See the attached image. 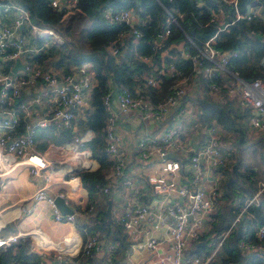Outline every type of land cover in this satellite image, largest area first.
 I'll list each match as a JSON object with an SVG mask.
<instances>
[{
  "label": "built area",
  "instance_id": "2783aa9c",
  "mask_svg": "<svg viewBox=\"0 0 264 264\" xmlns=\"http://www.w3.org/2000/svg\"><path fill=\"white\" fill-rule=\"evenodd\" d=\"M254 1L258 4L264 0ZM49 2L54 10L63 11L61 21H64L74 12L78 0ZM217 2V7L211 10V20L219 18L218 31L231 23L226 20L230 12H234L235 18H250L251 14L257 11L256 4L250 6L248 12H242L238 7V0ZM1 3L0 155L3 162L11 160L10 165L3 166L6 170L24 164L33 177H39L50 165L52 158L48 151L36 149L35 129L51 127L56 132L60 129H70L73 136L69 145L82 144L84 140L82 136L75 134V126L78 121L86 120L93 110L91 99L97 78L90 62L74 65L67 73L45 62H37L34 57L38 53L44 52L51 44H61L70 38L53 27L32 23L29 12L21 5L10 4L8 1ZM12 10L15 13L8 22L6 18ZM102 15L109 22L125 23L130 27L129 30H122L117 39L109 45L108 50L114 55L118 53L117 44H122L126 35H131L134 42L138 40L141 32L135 25H144L146 22L133 8L105 7ZM181 16L179 10L165 8L157 47L160 46L159 41L170 34L172 25L177 24ZM218 38L219 32H216L207 38L201 47L188 38L189 44L195 47L194 52L187 46H180V57L191 62L192 71L188 74L172 62L159 63L153 55L137 56L150 68L142 74L136 86L129 89L114 84L102 97L107 110L103 128L104 152L112 163L106 183L98 193L108 195L113 190H121L132 198L131 205L126 206L117 217L127 232L132 248L127 251L125 257L132 254L133 250L140 252L145 248L155 258V264H212L227 235L228 231H225L217 239L206 240L202 239L200 234L208 230L210 212L221 195L220 169L230 162L234 155L232 135H228L216 122H200L197 116L198 106L195 100L204 95L200 78L216 77L217 82L207 83L206 93L210 97L217 100L225 96L233 97L240 105L248 108L249 114L244 122L253 132L264 130V81L260 78L246 81L241 78L237 69L230 68L228 65L238 56V52L235 49L219 48ZM259 39L264 43V33ZM260 57L264 62V53ZM17 60L22 66L14 70L13 66ZM164 79L169 81L166 93L154 100L146 89L150 87L159 90ZM23 93L31 97L23 99ZM113 95L120 112L127 113L132 110L138 113V127L121 129L122 120L112 109ZM20 113L23 114V119ZM21 120L24 121V132L16 135L13 131ZM225 137H228V140H225ZM124 139H128L130 143L127 152L118 146ZM170 152L177 155L169 157ZM61 161H71L67 168L71 171L69 180H77L82 176V172L93 169L87 148L73 149L72 154L63 157ZM131 167L140 171L146 167L155 169L148 174L147 182L155 195L158 194L161 198L157 208H153L149 201L139 198L141 186L131 175ZM206 175L213 176L209 187L202 184V178ZM247 178L255 183L256 190L239 208L234 222L249 204L264 205V200H260V195L264 192V176L256 178L249 172ZM55 196L64 199L66 197L64 192L49 194L41 185L30 196V200L33 203L45 201L50 207L53 219L59 222H77L80 216L93 214L98 207L97 203L86 204L79 211L67 203L73 212L62 213L54 203ZM171 197L175 198L171 201ZM166 199L168 201L163 203ZM164 216L170 217L167 236L159 238L148 234V225L153 218L162 220ZM25 233L0 236V247L16 242L19 236ZM255 234L258 239L264 241V223L255 226ZM201 241L205 242L204 245L197 247L196 244ZM164 242L168 243L167 249L159 250L160 244ZM75 244L78 245L77 250L74 248ZM240 244L247 250H253V245L247 242L241 241ZM116 247L117 242H107L97 235H87L78 243H67L61 250L53 246H47L46 249L43 247L47 254L54 255V259L48 262L45 257H41L37 264H79V255L94 256L103 250L111 254ZM260 250L264 251L261 248Z\"/></svg>",
  "mask_w": 264,
  "mask_h": 264
},
{
  "label": "trees",
  "instance_id": "16d2710c",
  "mask_svg": "<svg viewBox=\"0 0 264 264\" xmlns=\"http://www.w3.org/2000/svg\"><path fill=\"white\" fill-rule=\"evenodd\" d=\"M14 1L29 12L32 23L42 27H53L70 37L68 41L51 44L44 52L38 53L34 57L37 62L46 61L49 66L58 68L63 73H67L72 66L85 62L93 65L97 85L92 92L93 110L87 116L85 125L94 135L86 145L102 169L82 172L81 179L90 200L88 204L94 202L96 193L106 183V172L103 169L108 166L110 168L112 163L104 152L103 128L107 110L102 97L109 91L112 83L129 89L136 86L142 74L150 68L137 56L153 55L159 63L172 62L188 74L192 71L191 62L180 57V46H187L194 52L195 47L189 44L188 38L201 47L207 38L219 32L217 46L221 49H235L238 52V56L232 59L228 66L237 69L241 78L246 81L256 78L264 81V69L260 71L255 67L249 70L245 68L250 56L249 47L254 48L260 56L264 53V43L259 39L264 33V1L257 4L254 0H238V7L242 12H248L249 7L255 4L258 6L257 11L252 13L250 18H235L234 12H230L226 20L231 23L219 31V18L211 20V10L217 7V0H78L74 12L64 21H61L63 11L54 10L49 0ZM105 7L133 8L139 17L146 21L144 25H135L141 32L138 40L134 42L131 35H126L123 43L117 44L118 53L115 55L109 52V45L117 39L122 30H129L130 27L125 23L105 20L102 15ZM165 8L179 10L182 16L178 18L177 24L172 25L170 34L159 41L160 46L157 47L158 35L163 28ZM200 80L204 95L195 100L200 122H216L227 133L235 132L236 137L232 145L234 149L241 147L247 142L248 128L244 119L249 114L248 108L240 105L233 97L225 96L226 99L217 100L207 95V83L217 82L216 77L209 79L201 77ZM168 84V79H164L159 90L148 87L146 92L157 100L165 95ZM23 132L24 121L21 120L13 133L18 135ZM258 134L255 143L263 151L261 159L264 164V130L257 132ZM35 136L38 140L36 148L41 150L50 142L63 144L72 139L73 134L70 129H60L56 133L53 128L46 127L36 128ZM233 153L229 164L226 163L220 169L221 195L210 212V226L208 230L200 233L201 238L217 239L228 231L212 264H264V253L260 250V246L264 247V241L258 239L255 234V226L264 223V206L249 204L234 222L239 208L253 195L256 185L247 178L248 170L255 171V167L243 164L239 157H236V151ZM255 177L261 178L258 174ZM260 200H264V192L260 195ZM92 217V225L85 226V231L91 233L87 235H97L107 242H117V247L111 254L98 258L79 255L78 263L101 264L105 261L120 264L130 245L127 232L119 220L112 215L108 216L106 204L97 207ZM6 227H9V224ZM241 241L253 245V250H247L240 244ZM77 247L76 244L74 248L77 250ZM41 256L31 249L28 237L19 238L16 244H10L5 248L0 247V264L15 262L37 264Z\"/></svg>",
  "mask_w": 264,
  "mask_h": 264
},
{
  "label": "crops",
  "instance_id": "0c3cea01",
  "mask_svg": "<svg viewBox=\"0 0 264 264\" xmlns=\"http://www.w3.org/2000/svg\"><path fill=\"white\" fill-rule=\"evenodd\" d=\"M8 2L10 4H16L14 0H8ZM256 7L258 9L257 4ZM14 13L15 12L13 10L12 13L9 12L6 18L8 22L11 21ZM23 31H26V29H23ZM261 59L262 58L260 57V61L258 60V63L256 64L258 65V70L260 69V71H263L264 62L263 59ZM113 85V83L110 84L109 90L113 87ZM29 93L31 95V91ZM28 97L29 96H27L25 93H23L21 96V98L23 99ZM111 104L114 112H116L119 119L122 120V130H126L127 128L132 127L136 128L140 125V117L137 112L131 110L127 113H122L119 111L115 95H113ZM1 105L2 104L0 103V116L2 115ZM20 116L22 119L24 118L22 113H20ZM85 121L86 120L78 121L77 126H75V134L82 136V139L84 140L82 144L69 145L71 143L70 141L72 140L70 139L69 141H65L63 144H55L53 142H50L44 149L41 150L36 148L39 151H48L52 158V162L45 170H43L41 176L33 177L29 173L27 166L24 164H18L12 169L10 168L9 170H4L5 168L3 166L0 167V236L6 237L11 234L26 232L25 234L20 235L19 238L28 237L30 240L31 249L39 254L43 253L41 254V257H45L48 262H52V260L54 259V255L47 254V251H44L43 247L41 246L42 243L37 239L36 235L43 233L44 236L52 241H67L68 243H71L74 241L79 242V240H82V237L87 236V234H91L85 231V226L89 225L88 227H90L92 225L93 214L80 216L77 222H59L53 219L50 207L45 201H37L33 203L30 200V196L37 189V187L43 185L49 194L64 192L66 196L65 200H67V203L71 207L78 209L79 211L90 202L88 191L83 184L81 177H79L77 180L68 179L71 171H69L67 168L71 161H67L66 163L61 161L63 157L71 155L73 149L87 148L93 162V169L89 171H95L101 168L100 163L92 157V152L86 145V142L90 138H92L94 134L93 131L85 125ZM53 131L56 132L54 128ZM247 132L250 133L249 129H247ZM253 133L256 134L257 132ZM227 134L232 135L233 140L236 137L235 132H229ZM189 136H191V134H189ZM85 138L88 139L85 140ZM37 143L38 140H36V144ZM118 146L122 151L127 152L130 149L129 140L124 139V141H121ZM172 155V157H175L177 154L173 153ZM178 157L180 158V156ZM181 160L182 159H180V161ZM108 167L103 169L106 172V178L111 170V164L110 168ZM156 167L158 168L157 164ZM258 167L263 169L264 171V164H261V166ZM154 170L155 169L153 167H146V169L143 171L135 170L131 167L130 173L141 186V195L139 193V198L145 200L146 202L149 201L148 203H150L153 208H157V206L161 203V198L158 194L155 195L153 190L150 188L149 182H147L148 174L154 172ZM212 179L213 176L206 175L204 178H202V184L206 187H209L212 183ZM174 198L175 197H171L170 200L172 201ZM109 200H111V215L116 219L118 217V214H120V212L124 208H126V206H130L132 202V198L125 195L123 191L113 190V192L108 195L96 193L95 200L92 203H97L98 208L103 206V204H106L107 207ZM167 201L168 199H166L163 203ZM153 219L154 220L148 225V234H153L159 238H165L168 234L167 223L170 221V217L164 216L162 220H157L155 218ZM8 224L9 227H6ZM10 224L12 225L10 226ZM18 240L12 244H16ZM167 246L168 243L164 242L160 244L159 250H166ZM260 248L264 249L263 246H260ZM129 249L132 250V248H130V245L127 251ZM131 253L132 254H130L128 257L124 256L125 258L122 259L120 263L143 264L144 262H146L149 264H155V258L145 248H143L140 252H136L135 250H133ZM105 254L107 255L108 253L103 250L100 254L94 255L93 257L98 258ZM106 263L107 262L103 261L101 264Z\"/></svg>",
  "mask_w": 264,
  "mask_h": 264
},
{
  "label": "rangeland",
  "instance_id": "374dc122",
  "mask_svg": "<svg viewBox=\"0 0 264 264\" xmlns=\"http://www.w3.org/2000/svg\"><path fill=\"white\" fill-rule=\"evenodd\" d=\"M0 1H8V0H0ZM64 35H66V34H64ZM66 36H68V35H66ZM249 54H250L249 59L247 60L246 65H245L246 70H249L251 67L258 68V65L256 63H258V60H260L259 59V57H260L259 53L257 51H255L254 48L249 47ZM197 116H198V114H197ZM198 118H199V116H198ZM80 121H84V120H80ZM249 132L250 133L247 132L248 133L247 134V142L244 145H242L241 147L234 149V151H236V157L237 158L239 157V159L242 161L243 164L246 163L249 166L255 167V171L248 170L247 174L249 172H251L255 176L258 174V176L262 177L264 175V171H263V169L259 168L258 166H261V164H262L261 155H262L263 151H262L261 147L259 148L258 145L255 143L259 134L258 135H257V133L254 134L251 130H249ZM224 139L228 140L227 137H225ZM4 170H6V169H4Z\"/></svg>",
  "mask_w": 264,
  "mask_h": 264
},
{
  "label": "water",
  "instance_id": "95a60500",
  "mask_svg": "<svg viewBox=\"0 0 264 264\" xmlns=\"http://www.w3.org/2000/svg\"><path fill=\"white\" fill-rule=\"evenodd\" d=\"M22 65L20 64V61L17 60L16 61V64L14 66V70H16L17 68L21 67ZM9 143V141H8ZM169 157H172V153L170 152L168 154ZM54 203L55 205L57 206V208L62 212V213H72V209L70 208V206L67 204V202L65 201V199L63 197H60V196H55L54 198ZM106 212L108 214V216L111 215V200L108 201V205L106 207ZM204 241H201V242H198L196 244L197 247L199 246H203L204 245Z\"/></svg>",
  "mask_w": 264,
  "mask_h": 264
},
{
  "label": "bare ground",
  "instance_id": "6f19581e",
  "mask_svg": "<svg viewBox=\"0 0 264 264\" xmlns=\"http://www.w3.org/2000/svg\"><path fill=\"white\" fill-rule=\"evenodd\" d=\"M10 164H11V160L8 161V162H3L2 156L0 155V167L1 166H6V165H10ZM36 237H37L38 240L41 241V243H42L41 246L44 247L45 249L47 248V246H50V247L53 246L55 249L61 250V249H64L66 247L67 243H68L67 241H65V242L64 241H60V242L52 241V240L48 239L46 236H44L43 233H41L39 235H36Z\"/></svg>",
  "mask_w": 264,
  "mask_h": 264
}]
</instances>
